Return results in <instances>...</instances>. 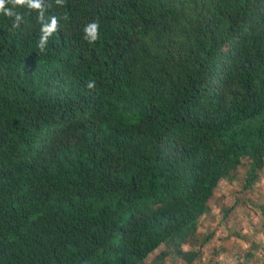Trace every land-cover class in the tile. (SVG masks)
<instances>
[{
    "label": "trees",
    "instance_id": "16d2710c",
    "mask_svg": "<svg viewBox=\"0 0 264 264\" xmlns=\"http://www.w3.org/2000/svg\"><path fill=\"white\" fill-rule=\"evenodd\" d=\"M5 7L0 264H143L162 245L159 258L199 262L184 246L224 204L219 181L249 190L264 170V0ZM246 202L232 219V200L215 208L239 236L221 232L264 264V209Z\"/></svg>",
    "mask_w": 264,
    "mask_h": 264
},
{
    "label": "rangeland",
    "instance_id": "374dc122",
    "mask_svg": "<svg viewBox=\"0 0 264 264\" xmlns=\"http://www.w3.org/2000/svg\"><path fill=\"white\" fill-rule=\"evenodd\" d=\"M244 163L246 164L248 163V161L244 160ZM243 180L244 176H240V178H238L234 182V184L230 183L229 185L225 181L219 184L216 189V194L223 197L224 204L221 202L218 203L215 197L211 200L210 206L213 208L212 213L208 212L206 215L202 216L199 219L198 229L194 240L184 246V248L186 247V249L190 251L193 250L191 252H195L197 250L201 254V262L199 261L200 264H212L210 259L215 260L217 258L211 255L210 252L213 250H219L220 248L226 249L225 254L227 256V264H243V250H245L246 253L249 251L247 250L246 246H244V248L241 246L238 247L236 245L237 239H235L231 234H229L230 238L228 239V241L226 240L227 236H223L224 234L221 232V229H224L225 232H231L236 236L239 235L234 233V230L230 226L224 224L225 219H223V223L221 222V219L217 215V212L215 210L216 207L218 209L225 210V201L228 202L229 200H232L235 204V211L232 212L229 216V218L232 219L238 213L239 208H242L244 210L242 203L247 200L245 204V211H249L252 214L261 213V211L264 209V170L261 172L258 181L249 190H244L242 188ZM224 193H226V196ZM230 225L234 227L236 226V223L231 220ZM207 233L213 234L211 244H202L204 235ZM191 243L193 244L191 245ZM165 250L166 246H160L155 252L151 254L150 257L145 260L143 264H184L180 261V259L172 255H167L163 258H159V255ZM238 252L241 254L240 256H238ZM219 261L220 264H225L223 261H221V259H219ZM249 264L256 263L254 260H250Z\"/></svg>",
    "mask_w": 264,
    "mask_h": 264
},
{
    "label": "clouds",
    "instance_id": "9594fccd",
    "mask_svg": "<svg viewBox=\"0 0 264 264\" xmlns=\"http://www.w3.org/2000/svg\"><path fill=\"white\" fill-rule=\"evenodd\" d=\"M7 2H10L11 4L15 5H20V6H24L27 5L29 8L31 9H40L41 8V0H0V13H3L6 16H12L13 12L6 8L5 5ZM58 3H61L62 0H57ZM19 20L20 17L16 16V22L14 23V27H18L19 26ZM44 36L41 40L40 43V47L41 49L43 48L44 44L46 43L47 37L49 35H51V33L53 31H55V18H53V22L51 24H46L43 29H42ZM84 33H85V39L89 41V43H94L98 37H99V22H91L89 24H87L84 28ZM88 88H94L95 87V83L94 82H89L87 85ZM242 163H244V160L242 161ZM227 182L229 185V180H225V179H221L218 183V186L221 182ZM196 252L198 253V255H200V253L196 250ZM184 263V262H182ZM186 264V263H184ZM194 264H200L199 262L194 263Z\"/></svg>",
    "mask_w": 264,
    "mask_h": 264
},
{
    "label": "crops",
    "instance_id": "0c3cea01",
    "mask_svg": "<svg viewBox=\"0 0 264 264\" xmlns=\"http://www.w3.org/2000/svg\"><path fill=\"white\" fill-rule=\"evenodd\" d=\"M211 240H212V238L209 239L208 241H206V243L211 244ZM224 246H225V244H224ZM213 256H214L215 258H217V259H221V260H223L224 257H225V252H220V253H217L216 255L213 254ZM212 264H213V263H212Z\"/></svg>",
    "mask_w": 264,
    "mask_h": 264
}]
</instances>
